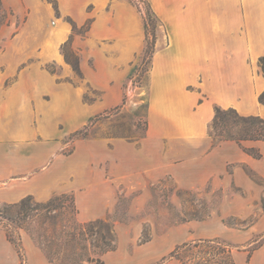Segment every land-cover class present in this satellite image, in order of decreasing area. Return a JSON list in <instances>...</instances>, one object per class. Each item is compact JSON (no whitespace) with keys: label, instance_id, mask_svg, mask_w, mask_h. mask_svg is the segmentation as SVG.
Segmentation results:
<instances>
[{"label":"rangeland","instance_id":"rangeland-1","mask_svg":"<svg viewBox=\"0 0 264 264\" xmlns=\"http://www.w3.org/2000/svg\"><path fill=\"white\" fill-rule=\"evenodd\" d=\"M96 1L0 0L6 15L0 28L1 139L54 146L56 153L43 169L64 160L62 168L73 174L62 184L72 187L69 195L110 185L114 192L113 206L98 217L76 216L69 199L42 217V224L33 225L40 235L48 230L41 242L51 264H68L67 256L74 252L93 258L82 264H98L103 251L94 245L96 236L88 235V228L76 225L86 240L81 235L80 245H68L74 223L98 219L114 225L117 244L118 226L138 223L151 240L171 233L178 248L208 236L232 243L235 255L264 245V143L254 147L263 154L255 166L246 162L242 150L238 155L230 148L212 149L218 139L209 132L220 107L213 100L211 112L199 116L207 144L171 145L167 137L158 136L146 149L149 130L162 128L150 116L148 98L153 34L166 40V30L160 19L148 15L145 0ZM88 20L87 32L73 34L77 72L65 61L62 46L72 34L71 21L80 29ZM256 71L258 81H264L258 64ZM201 99L210 101L203 93ZM237 105L241 115L264 119L259 101ZM243 146L253 147L246 142ZM170 168L176 169L175 176L166 173ZM119 218L125 222H114ZM183 218L185 222H178ZM250 239L254 242L246 246ZM197 251L190 247L179 253L194 263Z\"/></svg>","mask_w":264,"mask_h":264},{"label":"crops","instance_id":"crops-1","mask_svg":"<svg viewBox=\"0 0 264 264\" xmlns=\"http://www.w3.org/2000/svg\"><path fill=\"white\" fill-rule=\"evenodd\" d=\"M86 1L93 0H78V3ZM108 1L96 2L105 5ZM147 1L166 30V40L158 39L156 43L148 98L150 116L155 125L158 124L156 128H162L149 130L144 145L147 149L158 136L167 137L171 145L196 146L200 142L205 145L208 134L200 129L199 116L211 112L213 100L222 108L236 109L241 100L243 107L256 103L264 91V81H258L256 71L258 59L264 54V0L259 1V6L257 0ZM202 93L210 101H203ZM155 131L161 134L157 135ZM1 138L4 137H0V202L17 203L27 196L49 200L55 192L64 194L73 190L62 186L73 176L67 167L62 168L64 160L58 159L50 168L43 169L56 153L54 146L43 143L20 145ZM246 143L260 147L264 142ZM226 148L238 155L242 150L232 141L212 147L220 151ZM242 154L252 166L260 161L243 151ZM37 169L41 170L33 175ZM166 173L175 176L176 169L170 168ZM89 191L81 196L74 194L78 216L98 217L113 206L111 185L104 190ZM85 194L89 199L86 205ZM118 227L117 248L102 256V264H182L170 258L178 248L171 233L141 244L140 224ZM21 236L26 264H51L27 233L23 232ZM209 239L216 238L208 236L199 241ZM251 240L246 246L254 242ZM129 244L133 245L131 251ZM186 244L193 242L184 243L180 248H190L184 247ZM232 256L234 264H264V245L250 257L248 251L239 250L236 255L233 251ZM0 264H21L16 248L2 229Z\"/></svg>","mask_w":264,"mask_h":264},{"label":"trees","instance_id":"trees-1","mask_svg":"<svg viewBox=\"0 0 264 264\" xmlns=\"http://www.w3.org/2000/svg\"><path fill=\"white\" fill-rule=\"evenodd\" d=\"M145 3L147 5L148 15L153 16L154 18L159 20L150 3L147 0H145ZM3 13L4 11L2 10V4L0 2V28L6 20V15ZM89 23H91V20H88V26L86 28L81 27L80 29H78L76 24L71 21L72 34L70 35L68 41L62 46L65 61L69 63L77 72H80V64L78 57L71 51L73 34L81 35L82 32H87L90 27ZM156 41V36L153 34L152 44L154 45V48L156 46ZM258 65L264 73V56H261L258 59ZM258 100L259 103L264 105V91L261 93ZM199 103L201 104L202 100H200ZM209 136L213 139H218L217 142H215L214 140L213 147L218 146L222 142L232 141L235 142L244 153L251 156L252 158L257 160H261L263 158V154L260 149L254 147L246 148L243 146V142L247 141L264 142V119L259 116H243L234 108L222 109L220 107H217L215 109V116L210 128ZM69 199H71L73 202V212L76 216H78L79 211L76 206L74 194L69 195L67 193H64L61 195H55L45 202H36L33 196H27L17 203L0 204V229L5 232L7 239L16 248L21 260V264H26V256L24 253V248L22 246L21 233H27L32 238L34 243L43 252L46 253L44 244L41 242V238L45 237V234L48 230L45 229L44 233H41L40 235L38 234L39 232L36 227H34L33 225L36 224L39 226L40 224H42V217L45 218L52 212H56L58 209H61V207L64 206L65 201ZM193 217L197 218L196 216ZM116 221L125 222V220L121 218L115 219L114 222ZM185 221L186 218L178 220V222ZM76 225L82 226L83 228H88V235L92 237L96 236L95 239L97 240V242L94 245L97 248H101L103 251L98 264H102L103 255L116 250L117 238L114 232V225H112L110 221L105 222L101 219L85 222L83 224L74 223V226L72 228L74 232L69 233L68 235L69 246H77L81 244L80 242H78V236L82 235V240H86L84 238L85 233L80 230L78 232ZM95 226L99 227V230L97 232L94 231ZM38 229L40 230V228ZM149 241H151V237L143 232L140 243L145 244ZM184 247H192L198 250L196 256H194L193 258L194 263H188L187 261L181 259L179 251L182 248L180 247L172 252L170 258L180 260L182 264H234L232 253L236 247L232 243L225 240H220L218 238L201 240L193 244H186L184 245ZM257 248L258 247H253L251 249H248V256L250 257ZM46 257L48 258L50 263H53L50 253H46ZM67 258L70 259V261H68V264H82L83 262H93V258L90 255L80 256L77 252H74V254L67 256Z\"/></svg>","mask_w":264,"mask_h":264}]
</instances>
